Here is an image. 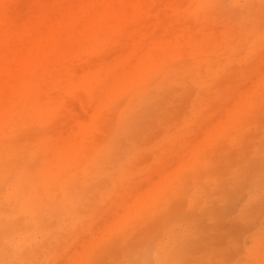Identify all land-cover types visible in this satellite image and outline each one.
<instances>
[{
	"label": "rangeland",
	"instance_id": "obj_1",
	"mask_svg": "<svg viewBox=\"0 0 264 264\" xmlns=\"http://www.w3.org/2000/svg\"><path fill=\"white\" fill-rule=\"evenodd\" d=\"M0 264H264V0H0Z\"/></svg>",
	"mask_w": 264,
	"mask_h": 264
}]
</instances>
